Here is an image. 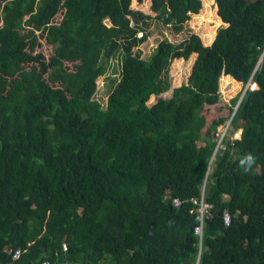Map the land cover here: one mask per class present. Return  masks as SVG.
Returning a JSON list of instances; mask_svg holds the SVG:
<instances>
[{"label":"trees","instance_id":"1","mask_svg":"<svg viewBox=\"0 0 264 264\" xmlns=\"http://www.w3.org/2000/svg\"><path fill=\"white\" fill-rule=\"evenodd\" d=\"M132 2L0 0V264H264V0H213L210 45L189 25L201 0ZM222 76L257 88L228 105Z\"/></svg>","mask_w":264,"mask_h":264},{"label":"rangeland","instance_id":"2","mask_svg":"<svg viewBox=\"0 0 264 264\" xmlns=\"http://www.w3.org/2000/svg\"><path fill=\"white\" fill-rule=\"evenodd\" d=\"M201 1L203 6L198 14L191 15L189 25L190 28L200 36L202 42L205 45H210L217 33V30L223 26V23H221V21L217 19L215 15V9L213 8V0ZM143 2V6L147 8L149 4L148 0H143ZM136 3L137 0H133L132 6H134ZM158 33H160L164 38H166L165 31L159 26ZM154 48L155 45L151 43L148 48L149 52L148 57L146 59H149V55L154 51ZM38 51L48 56L51 50L50 47H47L45 44H43L41 47L38 48ZM194 58L195 57L192 56L188 61L179 59L171 63L169 68V77L171 80V86L173 88L186 82ZM120 59V57H114L111 60L102 61V64L105 68V72L103 73V76L98 79L100 91L102 93L109 92L114 86V84L119 80ZM243 88L244 87L240 83H234L231 79H228L223 76L220 78L219 92L222 95L223 103L230 104V101L237 97L239 92L242 91ZM256 88L257 87L255 85L254 89ZM102 97L105 98L103 94ZM223 113L224 115L227 114L226 111ZM209 114L212 117L215 116V114H213L211 111H209ZM232 131L233 130L231 128L230 134H232ZM238 133L239 132H237V135Z\"/></svg>","mask_w":264,"mask_h":264},{"label":"built area","instance_id":"3","mask_svg":"<svg viewBox=\"0 0 264 264\" xmlns=\"http://www.w3.org/2000/svg\"><path fill=\"white\" fill-rule=\"evenodd\" d=\"M138 37H141L142 34L138 33L137 34ZM255 84H253L251 81H249L243 88L242 92H241V96L242 97L245 93V91L247 89L253 90L254 89ZM253 87V88H252ZM229 130H230V125L229 122L225 123L223 126H221L217 132H216V138H217V143L216 146L213 150V153L211 155V158L209 160V165H208V170H210L213 161L217 155V153L219 152V150L222 148V143L224 142V140H230L232 141L233 139L237 138L238 135L236 133H232L231 135L229 134ZM191 202L193 205H195L197 207V213L199 216V224L194 228V233L199 235L201 237V233H202V226H203V222L208 218L209 216V211L211 208V205L208 204L205 201V183L203 184L202 188H201V192L198 198H193L191 199ZM173 204L174 205H179L180 201L177 199L173 200ZM223 220H224V224L228 225L230 222V215L229 213L225 212L223 214ZM63 250H66L65 245H63ZM20 256V250L17 249L12 253V258H11V262L9 264H15V260ZM40 264H51L49 261H43Z\"/></svg>","mask_w":264,"mask_h":264},{"label":"clouds","instance_id":"4","mask_svg":"<svg viewBox=\"0 0 264 264\" xmlns=\"http://www.w3.org/2000/svg\"><path fill=\"white\" fill-rule=\"evenodd\" d=\"M241 99V98H240ZM240 99H239V101L237 102V104H236V106L235 107H233V112L232 113H229V112H227V114H226V120L223 122V124L222 125H220L218 128H217V130L221 127V126H223L225 123H228L229 122V125H230V123H231V120H232V118H233V115H234V113H235V111H236V108H237V106H238V104H239V102H240ZM230 105V104H229ZM231 128H232V126L230 125V130H229V134H230V131H231ZM232 130H233V128H232ZM217 132V131H216ZM237 132H239L238 133V137L237 138H239L240 137V134H241V129H237V130H233L232 131V133H236L237 134ZM215 135H216V133H215ZM231 135V134H230ZM237 138H235V139H237ZM249 159H251L250 157H249ZM209 165V164H208ZM213 165V164H212ZM212 167V166H211ZM210 170H211V168H210ZM210 170L209 171H207L206 172V176H207V174L210 172ZM206 185V184H205ZM197 264V263H196Z\"/></svg>","mask_w":264,"mask_h":264},{"label":"crops","instance_id":"5","mask_svg":"<svg viewBox=\"0 0 264 264\" xmlns=\"http://www.w3.org/2000/svg\"><path fill=\"white\" fill-rule=\"evenodd\" d=\"M226 78H228V79H231L232 80V82H234V83H239V82H236L235 80H233L232 78H230L229 76H226ZM241 84V83H240ZM228 104V103H227ZM229 105V104H228ZM227 112V111H226Z\"/></svg>","mask_w":264,"mask_h":264}]
</instances>
